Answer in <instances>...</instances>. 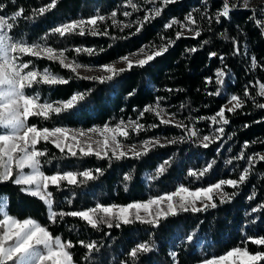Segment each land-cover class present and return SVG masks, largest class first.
Listing matches in <instances>:
<instances>
[{"label": "trees", "instance_id": "16d2710c", "mask_svg": "<svg viewBox=\"0 0 264 264\" xmlns=\"http://www.w3.org/2000/svg\"><path fill=\"white\" fill-rule=\"evenodd\" d=\"M0 2L7 5L5 11L0 14L8 15L22 6L25 9L23 15L31 16L33 9L47 4L49 0H17L15 5L11 0ZM133 2L139 5L141 11L133 12L131 17L125 18L123 11H132L130 7H123L127 0H57V6L52 11L42 17L37 16L34 21L26 22L21 19L15 28L18 38L35 43H44L41 38L47 34V46L57 50L67 49L65 55L68 60L81 66L96 68L116 62L123 56L140 50L142 46L147 51H155L160 46L168 47L170 42H174L166 53L155 58L144 68L134 66L131 70L125 69L124 72L114 75L112 81L103 84L96 76L93 77L96 79H89L90 77L62 68L58 61L23 57L25 61L32 60L37 70L43 71L47 67L70 81L67 85L51 89L48 86H34V89L28 90L32 94L40 91L43 98L54 102L57 99H68L77 91L93 89L86 100L81 101L71 113H62L59 116L52 114L47 121L32 117L29 119L30 125L47 126L50 129L55 126L89 129L102 128L105 123L113 127L121 120L127 125L131 119L145 125V130L137 133L129 126L127 138L118 136V139L128 145L139 144L143 140L158 136L177 138V143L153 147L139 160H113L111 166L108 159L100 160L95 156L81 158L79 155L70 157L66 153L61 154L51 143L41 141L37 147L41 150L47 149L46 157L41 158V167L45 174L67 170H93L95 175L96 168H103L105 171L102 177L94 181L83 182V178L78 177L77 185L70 186L61 182L59 190L50 186L49 191L53 193V211L87 210L96 203L125 205L175 191L181 185L194 190L207 187L220 179H238L242 169L247 166V160L233 159L230 165L224 162L236 157L245 141H256L254 144L250 143L245 150L246 157L253 153L264 154V109H259L251 99L244 96L247 86L257 103H264V97L256 95L260 83H264V32L255 25V20L259 17L252 11L233 10L230 21L224 20L221 24H216L213 19L210 25L208 18L201 15L205 9V0H178L177 3L168 5L160 17L145 24L137 34L133 33L138 25L133 23L130 28L121 31L119 27L112 25L110 18L103 22L98 21L99 31L102 33L107 28V35L69 34L60 37L50 34V29L63 22L78 18L87 19L94 15L110 17L113 10L118 12L117 19L122 23L135 21L138 16L145 15L143 9L150 5L146 4L145 0ZM209 4V11L214 14L220 0H209ZM193 9H200L193 12L196 20L193 27L201 32L199 37H195L194 31L181 29L179 25L168 29L164 27L170 19L183 23L184 17ZM184 30H187L189 35H183ZM178 32L181 34L179 39ZM225 32L229 37L227 40L221 35ZM204 41L208 43L205 44ZM237 46L239 55L235 54ZM193 47L197 48L195 53L186 51ZM76 48H93L95 54L90 56L84 51L77 53ZM211 52H216L217 56L209 59ZM220 55L225 56L223 64L219 60ZM253 56L257 60L256 68L252 67ZM218 68L226 72L223 86L215 83V71ZM207 77L212 78L210 83L206 82ZM217 87H221V95L207 94L215 92ZM178 89L181 91H177ZM232 94L244 100V106L235 113L225 112L230 123L225 126L223 137L214 141L207 149L197 143L181 141L179 138L184 132L174 124L161 125L160 118L156 115L158 109L155 107L153 112L144 113L143 117L139 115L146 106H155L157 97H163L160 106L165 108L168 114L174 113L176 121H183L189 128L195 126L201 137L219 135L213 131L219 125H211L210 120L198 118L214 115L220 107L227 104ZM181 105L184 107L181 108ZM151 124H156L157 127H148ZM246 124L249 127L245 128ZM232 133L235 135L232 140H228L227 137ZM229 148L232 149L231 152L228 151ZM165 159L171 160L165 173L154 181H148L147 177L154 175L155 169ZM213 159L216 164L204 177L198 179L187 175L189 170L199 172ZM47 160H51V163L45 162ZM125 173L133 176V180L128 182L127 191L122 180ZM253 186L258 195L254 200L248 201L247 197L253 191ZM21 187L23 186H16L11 181L0 183V199L4 200L6 214L11 215L13 219H34L45 227L53 238L59 236L62 243L71 241L74 247L69 251L73 254V264H87L84 256L90 255L80 246V240H95L102 245L100 253L91 255L98 259L103 258L105 264H119L121 258L128 259L123 253L142 241H154L158 250L142 255L138 264H199L203 259L218 257L234 247L246 246L253 254L264 251V246L251 244L248 239L264 236V210L246 215L252 207L264 202V161L256 164L247 182L239 189V195L231 202L220 205L217 198L218 207L205 213L188 212L180 213L176 217L161 218V226L158 229L134 222L131 225H122L120 229L102 226L101 231L97 232L78 217L68 216L62 219L57 217L54 223L48 219V206L39 197L33 198L30 194L22 192ZM223 190L228 193L234 191L228 186H224ZM109 231L111 237H105L104 233ZM192 232L196 233L193 244H179L183 237ZM172 250L177 252V260L172 259ZM260 264H264V261Z\"/></svg>", "mask_w": 264, "mask_h": 264}, {"label": "snow or ice", "instance_id": "6c2138e0", "mask_svg": "<svg viewBox=\"0 0 264 264\" xmlns=\"http://www.w3.org/2000/svg\"><path fill=\"white\" fill-rule=\"evenodd\" d=\"M146 4L150 7H145L143 11L145 15L137 17L135 21H128L122 23L117 19L118 12L111 11L110 17L105 15H94L91 18H78L63 22L54 28L50 29V34L65 37L69 34H85L107 35V28L101 33L99 31V22H103L106 18H110L112 25L119 27L121 31L124 28H130L133 23L138 25L135 33H139L145 24L151 23L153 19L160 17L162 12L168 5L178 2V0H145ZM15 5L17 0H11ZM248 7V0H220V5L214 14L209 11V0H205V9L201 13L202 16L208 18L211 25L213 19L216 24H221L224 20L231 19L230 14L233 10ZM57 6V0H49V2L39 8L33 9L31 16H24L25 9L21 6L18 10H14L8 15L0 14V183L11 181L16 186L21 187L22 192L30 194L31 197H39L45 205L48 206V219L56 222V218L61 219L65 216L78 217L81 221L86 222L91 229L99 232L102 226L108 229H120L122 225H131L134 222H139L142 225H150L153 229H158L161 218L176 217L180 213L192 214L205 213L210 209H216L218 204L216 199H219V204L223 205L232 201L234 197L239 195V189L243 186L252 169L256 167L259 161H264V154L253 153L252 155L245 156V150L249 147L250 143L254 144L256 141H245L239 154L236 157L225 160L226 165L233 163V159L247 160L245 166L239 174L238 179H220L218 182L210 184L207 187H198L194 190L189 187L181 185L175 191L158 194L154 197H149L146 201L129 202L125 205H118L112 203L104 205L96 203L94 207L87 210L80 211H53V193L49 191L50 186H54L57 190L61 187V182H66L68 185H77L78 177L83 178V182L97 180L105 174L103 168H96L95 175L93 170L73 171L67 170L64 172L57 171L55 174H45L42 171L41 158L46 157L47 149H39L37 146L41 141L51 143L59 150L61 154L70 157H92L97 159L109 160V166L113 160L120 161L125 158H132L139 160L141 157L146 156L153 147H165L166 144L177 143V138L167 139L164 137H154L151 139L143 140L139 144L126 145L118 141L117 137H128L129 126L139 133L145 130V125L137 121L129 119L127 125L124 120H121L115 127L105 123L103 128L92 127L85 132L83 129H72L64 126H55L49 128L47 126L39 127L30 125L29 119L32 117H39L47 121L52 117V114L59 116L62 113H71L72 110L77 108L81 101H85L86 97L90 95L93 89H86L85 91H77L68 99H57L54 102L50 99L42 97L40 91H35L34 94L28 90L34 89V86H48L50 89L55 86H63L70 83L69 79L61 75L55 74L49 68L45 67L43 71L35 68L32 60L25 61L23 57H35L37 59L46 58L48 61H58L62 68L70 69L76 72V69L81 65L76 64L74 61H69L64 50H57L49 47L46 44L47 34L41 39L44 43H35L20 39L15 35V28L18 27V21L24 19L27 21H34L37 16L42 17L47 12L52 11ZM124 8H131L132 11H123L122 15L127 18L133 15V12L141 11V8L133 0H127L123 5ZM7 5L0 2V13H3ZM200 11V9H193L185 17L184 22L177 19H170L164 25L166 29L172 28L174 25H179L181 29L194 31L195 37H199L201 32L196 30V20L193 17V12ZM255 25L264 30V21L260 19L255 20ZM180 33H177V39L180 38ZM221 35L227 40L229 37L226 32ZM127 38V37H125ZM115 39V37H113ZM174 42H170L169 46H160L155 51H147L144 46L141 47L139 53L143 58L132 61L129 55L122 57V60L127 64V69L131 70L134 66L144 68L155 58L162 56L168 51V48ZM208 43V41H204ZM77 53L84 51L90 56L95 54L93 48H76ZM186 51L195 53L197 48L193 47L186 49ZM239 47L235 49V54L239 55ZM247 52V49H245ZM135 55V54H130ZM216 52L209 54V59L216 57ZM219 60L221 64L224 63L225 56L220 55ZM257 60L252 57V67L256 68ZM104 71L112 73V75L99 77L101 84L106 81H112L114 75H118L125 71L124 68L116 69L115 67H104ZM215 83L218 86H223L225 81L226 72L222 69H216ZM89 79H96L90 77ZM211 77L206 78V82L210 83ZM168 91H172L168 89ZM181 91V90H177ZM209 96L221 95V87H217L215 92H208ZM131 95V93L129 94ZM259 97H264V83H260L259 91L256 93ZM244 96L251 99L259 109H264V103H257L255 97L251 96L247 86L245 87ZM163 97H157L155 106H146L140 117L144 113L153 112L154 107L158 109L156 115L160 118L161 125L174 124L175 127L180 128L184 135L179 139L184 142L197 143L200 147L207 149L214 141H218L223 137L225 126L229 125L230 121L226 117L225 112L235 113L238 109L244 106L245 101L238 95L232 94L228 100L231 107L222 106L219 111L210 117H199V120L208 119L211 125H219L213 131L219 135H203L200 136L198 129L193 126L189 128L183 121H176L175 114H168L165 108L160 106V101ZM184 105H181L183 108ZM135 111V109H134ZM162 113L164 115H162ZM167 116V118H165ZM148 127L155 128L156 124H151ZM245 128L249 125H244ZM88 133H94L102 137L100 140H93ZM235 133L227 137L232 140ZM81 138H84L82 141ZM163 141V142H162ZM93 143L96 144L95 149ZM219 152V149H217ZM232 151L231 148L228 149ZM111 153V155H109ZM56 157H53L55 159ZM51 163V160L45 161ZM171 164L170 159H165L156 169L155 174L147 177L148 181H154L162 176L166 171V166ZM216 160H211L205 167L199 170H189L187 175L189 177H197L198 179L204 177L209 173ZM27 170V171H26ZM234 171V170H233ZM122 180L124 183L125 191L128 190L129 183L133 180L130 173L123 174ZM224 186H228L234 191L228 193L224 191ZM258 195L253 186V191L248 195L247 200L252 201ZM69 203L71 201L69 200ZM4 200L0 199V264H7L8 261L15 260V264H45V261H51L52 264H73V254L69 251L74 247V244L69 241L62 243L61 238L56 236L52 237L50 232L37 223L34 219L25 218L23 220L13 219L11 215L3 211ZM264 210V202L252 207L246 215L258 213ZM202 224L203 221H200ZM255 223V221H250ZM105 237H111V232H105ZM196 233L192 232L179 241V244L191 245L195 241ZM251 244L257 246H264V236L258 238H248ZM12 241V243H10ZM80 246L87 250L90 255L84 256L87 264H105L103 258L92 256L93 253H100L102 245L97 241L92 240L85 242L79 241ZM42 245V250L37 248ZM157 249V244L153 241H142L135 243L133 247L127 252L123 253L124 257L121 258L119 264H138L142 255L152 253ZM170 255L173 260H177V252L172 250ZM264 261V251H257L254 254L249 252L247 247H234L227 251L226 254L219 255L212 259H203L200 264H260Z\"/></svg>", "mask_w": 264, "mask_h": 264}, {"label": "rangeland", "instance_id": "374dc122", "mask_svg": "<svg viewBox=\"0 0 264 264\" xmlns=\"http://www.w3.org/2000/svg\"><path fill=\"white\" fill-rule=\"evenodd\" d=\"M240 9L252 11L254 14H256L259 17L258 19L264 21V0H248V7L244 8L243 5L241 4V8ZM263 32H264V30H263ZM182 34L183 35H189V32L187 30H184L182 32ZM131 54H135V55H130L129 54V58L132 61H135L137 59L143 58V56L139 53V50L135 51V52H133ZM108 66L115 67L116 69H119V68L127 69V64L122 60V58H120L116 62H113V63H111L109 65H106V66H103V67H97L96 68V67L81 66V67L76 69L75 73L78 74V75L85 76V77H95L96 76L97 78H99L101 76L112 75V73H107V72L104 71V67H108ZM226 106L227 107H231V105L228 104V102H227ZM165 118H167V116H165ZM113 127H115V126H113ZM83 130L85 132H87L88 129H83ZM88 135L91 136L93 138V140L102 139L101 136H99L97 134H94V133H88ZM81 139H82V141L84 140V138H81ZM117 139H118V137H117ZM118 141L122 142L123 144H126V143H124V141H121L120 139H118ZM126 145H128V144H126ZM95 147H96V144L93 143V148L95 149ZM3 211H4V213H6L5 212V203L3 205ZM2 218H3V216H2ZM2 231L3 230L0 229V234H2ZM10 243H12V241H10ZM42 247H43L42 245H38L37 246V248H39L41 250H42ZM7 264H15V260L8 261ZM45 264H52V262L50 260L49 261H45Z\"/></svg>", "mask_w": 264, "mask_h": 264}]
</instances>
